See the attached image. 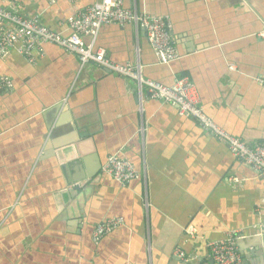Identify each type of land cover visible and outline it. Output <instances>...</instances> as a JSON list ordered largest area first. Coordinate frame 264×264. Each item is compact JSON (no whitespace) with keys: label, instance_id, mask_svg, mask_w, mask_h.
<instances>
[{"label":"crops","instance_id":"0c3cea01","mask_svg":"<svg viewBox=\"0 0 264 264\" xmlns=\"http://www.w3.org/2000/svg\"><path fill=\"white\" fill-rule=\"evenodd\" d=\"M18 2L56 32L73 8ZM122 2L169 17L181 59L159 64L133 26H102L96 48L139 66L144 80L187 79L218 127L247 145L264 142V87L255 81L264 78V0ZM33 55L34 65L14 52L0 59V76L13 83L0 94V264H213L207 244L230 231H240L243 264H264V178L138 82L80 67L54 45ZM111 155L132 163L137 178L127 187L101 173ZM108 218L124 226L95 244L94 228Z\"/></svg>","mask_w":264,"mask_h":264},{"label":"built area","instance_id":"2783aa9c","mask_svg":"<svg viewBox=\"0 0 264 264\" xmlns=\"http://www.w3.org/2000/svg\"><path fill=\"white\" fill-rule=\"evenodd\" d=\"M46 1L47 8L54 7L58 2V0ZM67 1L73 8L66 17V29L56 32L44 26L38 15L26 17L18 0H0V59H5L14 52L24 57L29 64L34 65L33 53L41 45L50 44L76 57L80 67L91 64L121 78L136 81L140 86H145L150 99L171 104L176 107L180 117L194 119L201 130L216 141L225 144L230 155L249 167L256 178H264V142L247 145L218 127L197 105L191 93L192 85L187 79L175 80L169 86L144 80L139 66L114 63L106 56L103 49L95 46L102 26H133L145 32L158 63L171 65L182 56L174 46L173 25L169 17L137 14L126 9L122 0H100L86 7H79L76 0ZM259 35L264 36V30ZM86 38L89 42H85ZM255 81L264 87V78H256ZM12 89L11 79L1 75L0 94ZM101 173L110 177L121 187H127L137 178L132 163L118 155H111L106 159L101 167ZM228 182L240 186L242 180L231 177ZM123 226L124 223L120 218L104 219L95 226L92 240L96 244L103 237ZM259 227L262 232V252L264 253V221L260 222ZM188 234L192 235L193 232L189 231ZM226 236L224 240L211 241L207 244L212 263L243 264V258L237 248L240 231H230ZM175 254L184 262L190 261V258L181 251H176Z\"/></svg>","mask_w":264,"mask_h":264},{"label":"bare ground","instance_id":"6f19581e","mask_svg":"<svg viewBox=\"0 0 264 264\" xmlns=\"http://www.w3.org/2000/svg\"><path fill=\"white\" fill-rule=\"evenodd\" d=\"M22 57V56H21ZM24 58V57H23ZM25 59V58H24ZM149 98V97H148ZM150 99V98H149Z\"/></svg>","mask_w":264,"mask_h":264}]
</instances>
